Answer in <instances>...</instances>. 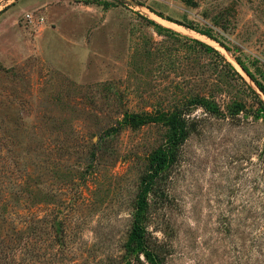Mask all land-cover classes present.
Wrapping results in <instances>:
<instances>
[{"label":"rangeland","instance_id":"rangeland-1","mask_svg":"<svg viewBox=\"0 0 264 264\" xmlns=\"http://www.w3.org/2000/svg\"><path fill=\"white\" fill-rule=\"evenodd\" d=\"M256 82L264 0H0V264H151L125 243L178 108L149 243L161 264H264Z\"/></svg>","mask_w":264,"mask_h":264},{"label":"trees","instance_id":"trees-1","mask_svg":"<svg viewBox=\"0 0 264 264\" xmlns=\"http://www.w3.org/2000/svg\"><path fill=\"white\" fill-rule=\"evenodd\" d=\"M204 44L207 49H214L213 46L206 43ZM256 83L264 92L263 86L259 82ZM256 114L264 119V100L261 98L259 99V106L256 110ZM167 116L168 134L163 143L152 151L149 166L141 175L140 189L135 201L132 228L125 243L128 254L138 256L140 253H143L151 264H161V258L149 243L148 233L145 228L148 205L147 194L150 189H152L159 174L174 161L179 143L188 135V125L184 111H180L178 108L170 112ZM149 117L150 116L147 114L134 112L126 114L123 121L131 123L134 126L149 121Z\"/></svg>","mask_w":264,"mask_h":264},{"label":"bare ground","instance_id":"bare-ground-1","mask_svg":"<svg viewBox=\"0 0 264 264\" xmlns=\"http://www.w3.org/2000/svg\"><path fill=\"white\" fill-rule=\"evenodd\" d=\"M162 19V18H161Z\"/></svg>","mask_w":264,"mask_h":264}]
</instances>
